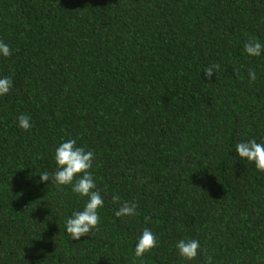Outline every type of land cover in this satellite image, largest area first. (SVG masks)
<instances>
[{
    "label": "trees",
    "instance_id": "16d2710c",
    "mask_svg": "<svg viewBox=\"0 0 264 264\" xmlns=\"http://www.w3.org/2000/svg\"><path fill=\"white\" fill-rule=\"evenodd\" d=\"M250 39L264 45V0H0L13 85L0 96V264H264V172L235 150L264 143V51L249 56ZM69 139L95 152L104 200L78 241L66 222L88 198L40 178ZM124 202L137 215L116 217ZM145 228L158 247L137 258ZM182 239L200 242L197 258L179 255Z\"/></svg>",
    "mask_w": 264,
    "mask_h": 264
},
{
    "label": "clouds",
    "instance_id": "9594fccd",
    "mask_svg": "<svg viewBox=\"0 0 264 264\" xmlns=\"http://www.w3.org/2000/svg\"><path fill=\"white\" fill-rule=\"evenodd\" d=\"M245 52L252 57H259L264 51V45L255 39H250L244 45ZM0 54L4 57L11 55L10 47L0 41ZM220 70V64L215 63L208 66L204 75L211 80L213 75ZM251 81L256 79L254 70L249 69ZM12 80L8 77L0 78V96L7 95L12 88ZM19 127L25 131L31 129L30 118L25 115L18 117ZM235 150L242 160L254 163L258 171L264 172V143H257L255 139L247 142L237 143ZM95 159V152L86 151L83 147L77 146L75 139L62 142L56 149L55 161L57 170L53 175L44 172L40 175L41 182L51 181L61 186H72V191L81 197H87V202L82 211H77L66 222V231L73 241H78L81 237L89 236L93 230H98L100 223L99 209L104 206V200L96 189L91 169ZM75 181V183H73ZM113 202H119V196H113ZM138 205L133 202H124L115 212L118 218L132 217L137 215ZM158 247L156 235L148 228H145L138 238L135 246V256L143 258L146 253L152 252ZM176 247L179 255L186 261H192L198 257L201 250L200 242L196 239L180 240ZM207 251L206 249L204 250ZM207 264H212L211 256L208 257Z\"/></svg>",
    "mask_w": 264,
    "mask_h": 264
}]
</instances>
